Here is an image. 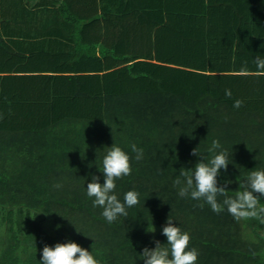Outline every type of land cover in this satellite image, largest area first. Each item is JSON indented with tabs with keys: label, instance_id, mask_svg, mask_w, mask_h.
<instances>
[{
	"label": "trees",
	"instance_id": "trees-1",
	"mask_svg": "<svg viewBox=\"0 0 264 264\" xmlns=\"http://www.w3.org/2000/svg\"><path fill=\"white\" fill-rule=\"evenodd\" d=\"M23 1L6 8L22 22ZM263 2L61 0L53 16L72 23L66 42L50 36L24 53L0 35V264H40L45 245L68 241L99 264H144L145 247L167 243L169 215L196 264H264V223L217 214L173 184L200 159L194 148L211 158L213 140L229 154L217 177L229 196L264 170V75L253 63L264 56ZM113 143L132 168L114 194L137 191L139 203L110 224L86 187L93 175L104 182Z\"/></svg>",
	"mask_w": 264,
	"mask_h": 264
},
{
	"label": "clouds",
	"instance_id": "clouds-1",
	"mask_svg": "<svg viewBox=\"0 0 264 264\" xmlns=\"http://www.w3.org/2000/svg\"><path fill=\"white\" fill-rule=\"evenodd\" d=\"M253 63L257 74L264 75V56L257 55ZM225 95L231 98V90L226 89ZM242 105L243 101L236 99L233 107L238 109ZM130 147L136 153V160L143 158L142 148L137 147L135 143ZM207 151L211 153V158L205 162L198 147L192 150L191 155L200 159L191 169L181 168L179 176L173 181L174 186H178V195L203 200L217 214L226 209L237 221L255 218L264 223V205H260L259 196L254 195L258 193L264 196V170L250 171L246 181L239 184L240 190H237L234 196H229L226 185L217 186L220 170L226 171L228 168L229 154L227 150L222 149L219 140H213ZM100 171L103 173L104 182H98L99 177L93 175L86 187L87 196L94 198L93 206L101 207L103 217L111 224L119 216L127 217L126 209L139 203V193L134 190L126 192L123 202L114 194L116 180L132 172L129 155L116 144L107 147ZM218 196L224 197L222 202L218 201ZM199 206L203 208L204 204ZM146 231L154 233L155 227L149 224ZM162 235L167 237L166 244L162 245L159 241H155L153 249L147 247L143 249L141 257L144 264H196L199 253L194 247L189 249L191 239L189 233L174 224L170 215L162 227ZM40 264H99V261L87 249L73 241H68L56 243L52 247L45 245Z\"/></svg>",
	"mask_w": 264,
	"mask_h": 264
},
{
	"label": "crops",
	"instance_id": "crops-1",
	"mask_svg": "<svg viewBox=\"0 0 264 264\" xmlns=\"http://www.w3.org/2000/svg\"><path fill=\"white\" fill-rule=\"evenodd\" d=\"M15 1L17 0H0V6L5 3L6 8H12ZM39 1L40 0H24L22 2L26 7V15H30L31 13L34 15V17H24L25 22L11 15V18L6 22V19L3 20L4 17L2 18V13L0 12V35L10 42L11 45L24 53H29L35 49H47L49 40L51 39L50 36H57L62 41L66 42L70 29L72 28V23L65 20V17L60 12L56 13L55 17L53 16V13L55 14L54 9L61 4V0H58V3L51 7V12H49V9L42 11L36 7ZM51 1L52 0H45L49 8ZM27 9H29V12H27ZM6 13L8 12L6 11ZM39 14H41V16H39ZM55 19H57V22L54 21Z\"/></svg>",
	"mask_w": 264,
	"mask_h": 264
},
{
	"label": "rangeland",
	"instance_id": "rangeland-1",
	"mask_svg": "<svg viewBox=\"0 0 264 264\" xmlns=\"http://www.w3.org/2000/svg\"><path fill=\"white\" fill-rule=\"evenodd\" d=\"M6 11H7L6 4L4 3L2 6H0V12L2 13V15L5 13L3 20L6 19V22L11 18L10 15L12 17H16V18L21 17V15L20 16H16L18 13L17 14L15 13V11H16L15 7L9 13H6ZM16 12H18V11H16ZM27 12H29V9H27ZM27 16H31V15H27ZM39 16H41V14H39ZM41 39H44V38H41Z\"/></svg>",
	"mask_w": 264,
	"mask_h": 264
}]
</instances>
